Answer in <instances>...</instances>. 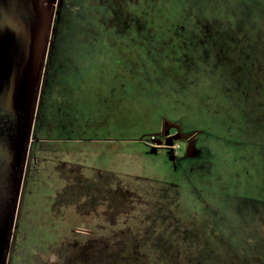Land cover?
Wrapping results in <instances>:
<instances>
[{"label": "rangeland", "instance_id": "obj_1", "mask_svg": "<svg viewBox=\"0 0 264 264\" xmlns=\"http://www.w3.org/2000/svg\"><path fill=\"white\" fill-rule=\"evenodd\" d=\"M62 2L52 5L59 10L58 26L66 19L67 30L56 41L54 60L47 64L50 80L42 102L53 108L64 106L62 116L51 118H56L59 127L55 132L68 135L69 140L35 142L19 184L2 188L9 203L0 208L5 212L0 213V264H77L76 255L89 252L101 261L107 255L126 254L128 264H158L151 252L154 242L174 256L170 261H178L175 264L218 249L219 253L201 264H264V233L245 229L264 222L263 171L256 172L257 167L249 165L250 182L259 184L258 190L251 189L246 195L258 200L254 203L210 195L224 192L228 186L232 193L237 190L231 179L237 173L233 168L220 172L219 189L188 180L185 191L177 196L174 192L180 188L165 184L168 177L160 159L144 153L152 147L142 148L130 141L155 130L156 117L164 113L182 118L186 127L205 131L202 144L208 149L204 153L207 164L199 168L205 177L215 172L210 171L212 162L224 165L231 160L230 142L239 140L235 107L238 96L244 94L221 91V97H216L205 91L207 100L199 105L194 78L205 66L199 61L202 52L228 51L225 34L231 40L239 38L240 46L254 47L264 63L263 16L256 7L261 0H72L73 6ZM91 2L98 6L93 13L89 11ZM101 7L104 9L99 10ZM207 8L222 17L211 16L205 12ZM97 16L115 27L98 29ZM225 20L231 25L223 23ZM137 26L146 34L138 42L132 32L126 34L128 27ZM54 36L57 40L56 32ZM50 37L46 33L51 55ZM142 50L149 51L148 56ZM160 85L168 91L183 87L188 108L173 103L172 91L165 92ZM55 93L58 102L53 100ZM209 96L223 114L215 113ZM246 104V115L251 118L247 137L262 144L264 67L263 78ZM30 107L21 106V110ZM44 122L38 132L42 136ZM68 122L71 127H65ZM216 123L225 132L213 128ZM261 146L258 152L264 151ZM174 148L180 154L184 145L178 143ZM197 175L190 176L192 181L198 180ZM185 176L183 180L188 179ZM206 212L209 214H200ZM199 222L206 226L198 230L199 239L182 241V236L195 232ZM215 224L233 227L219 233L211 230Z\"/></svg>", "mask_w": 264, "mask_h": 264}, {"label": "flooded vegetation", "instance_id": "obj_2", "mask_svg": "<svg viewBox=\"0 0 264 264\" xmlns=\"http://www.w3.org/2000/svg\"><path fill=\"white\" fill-rule=\"evenodd\" d=\"M57 1V0H56ZM0 2H3L2 0ZM10 3V0L8 1ZM20 2V1H19ZM64 2H62V5ZM23 4H18L19 10L23 13ZM73 6L74 4L71 1V4H68ZM257 8L260 7L261 15L263 16V28H264V0H261L260 4H256ZM53 6V5H52ZM28 7H30L28 5ZM208 7V5H206ZM59 8V7H58ZM203 8V6H202ZM200 8L199 11L202 10ZM204 9V8H203ZM51 12L53 13L54 18L58 17V20H54L52 23V26H54L55 31L57 33L58 28V22H59V10L51 9ZM208 14L212 15H219L221 18L222 15L217 13L215 10H210V8H207L205 10ZM247 16V15H246ZM245 15L242 16L241 21H243V18L246 17ZM224 20V19H223ZM103 24H106L108 27H115L110 20L102 21ZM223 23L228 22L223 21ZM239 23V22H238ZM258 28V27H257ZM262 28V29H263ZM262 29H260V33H262ZM223 42L224 44L228 45V51H225V53L213 52L209 53L207 51H204L201 53V59L199 58V61L205 65L203 71L197 72L195 76V97L198 98L197 103L202 105V102L207 100V98H204V92L209 91L212 95L214 92V96L216 93V97H221L219 92H227V93H243L244 96L241 98V96H238L239 102L237 101L236 109L238 110V117L239 122L238 126L236 128L238 134L239 140L236 142H230L231 145L230 149H232V156L230 157L231 160L228 163H213L210 168V171H215L212 174H209L207 177H205L199 168L204 167L207 164V160L204 158V153L208 152V149L202 144L204 142V139L206 138V133L202 129L195 127V128H189L185 126L184 121L182 118H176L169 116L167 114H160L155 119L156 128L153 131H146L145 133L140 134L137 138L131 139V143L138 145L142 148H148L152 147L154 148V154H151L150 151L146 150L144 153L154 160H159L161 162V165L165 167V175L168 177V181L165 183L169 188H179V185H176L171 182V178H174L179 176H187V181H191L192 183H197L201 185H205L206 183L209 184L211 190H214V188H218V185L216 183H219L218 179L220 177V172L225 168H233L237 170V173L231 177V179H234L236 181L237 187L234 189H237L236 191L231 192V187H225V191L221 192L219 190L215 191V193L211 192L210 195L217 194L222 197H230L235 198L239 202L242 201L244 203L246 202H257L258 200L246 196L248 193V190H253L256 188L259 184L253 182L249 178V165L251 166V162L248 158V156L251 155L249 151H247V147H249L251 140L247 137L246 130L249 127L248 123L251 118L246 115L245 107H247V101L250 98V92L256 91L260 80L263 78V67L264 63H261L259 59L262 58V56L257 55V53L254 51L255 48L251 47L250 45L246 46H240L239 38H233L231 40V37L226 35L223 36ZM53 39V46L51 55L49 51L51 50V46L48 48V51L46 52L44 59V66L40 70V75L38 79L37 84V92L35 94V97L33 99V102L31 104V107L26 110H1L0 109V208H7L8 201V194L6 195L5 192H3L2 188L7 187L8 185L13 186L14 184L17 185L20 182V179L23 178L24 173V167L27 163V159L31 153L32 146L36 142H43L45 140V137L42 136V134H38L39 130H41V124L46 120V110H47V104L42 102L43 94L46 93L48 90L47 82L49 79V68L47 64L49 65L52 61L53 54L56 47V39L54 40L55 36L54 34L51 35ZM51 42V41H50ZM214 45V44H213ZM234 52H237L234 54ZM211 54V55H210ZM49 57V58H48ZM46 63V64H45ZM231 65L233 68H229L228 66ZM255 78L256 80H253ZM42 83V84H41ZM256 85L257 87H254ZM161 89L165 92H169L168 89L163 88L160 85ZM182 88H172L171 93L173 96H175V99L173 100V103L175 104H181L182 109L186 110L188 108V104H185V96L183 95V92H181ZM219 94V95H217ZM224 94V93H223ZM37 95V96H36ZM226 95V94H225ZM252 96V94H251ZM209 104L214 103V100L211 96H209ZM59 96L56 95L53 98L55 102H58ZM58 105V103H57ZM212 106H215L211 104ZM216 107L215 113H219L220 115L223 114L222 109H219L218 106ZM53 108V107H52ZM235 112V110H234ZM47 116V115H46ZM248 117V118H247ZM44 118V119H43ZM247 118V120L245 119ZM71 127L72 123L68 122V125H65V127ZM219 129V131H224V129L221 130V127L216 123L214 124L213 128ZM227 132V131H226ZM248 132V131H247ZM60 136V135H59ZM68 136V135H67ZM184 136H188V139L190 140V144L194 146L195 150L198 151V156L195 159H187L184 158V152L187 146L186 141H182L181 138ZM104 136H100L99 139H102ZM175 138H177L175 140ZM69 140V139H66ZM65 140V141H66ZM148 141V142H147ZM152 143L157 144L156 146L151 145ZM162 143V146L159 145ZM171 145L169 146V144ZM183 144L184 150L180 154H175V148L174 146L176 144ZM22 144V145H21ZM19 147V148H18ZM20 149L18 151V149ZM16 151V152H15ZM254 159V158H253ZM212 167L214 170H212ZM216 168V170H215ZM252 168V167H251ZM187 171V172H186ZM195 173H198L197 177L198 180H193L190 176L192 174L195 175ZM201 174V175H200ZM200 175V176H199ZM200 177V178H199ZM211 177H214V182L210 179ZM206 181V182H205ZM216 181V182H215ZM204 182V183H202ZM215 184V185H214ZM262 188L264 185L261 186ZM185 188L182 186L180 190H175L174 194L179 196L180 191H185ZM209 189V188H208ZM219 189V188H218ZM259 189L258 187L256 188ZM263 193H264V189ZM189 192V191H186ZM190 193V192H189ZM191 195V194H190ZM209 195V196H210ZM210 200V199H209ZM260 201V200H259ZM211 201L209 203L211 205ZM206 204V206H209ZM244 207V206H243ZM217 208V207H216ZM2 214H5L4 210L2 209ZM200 214H209L206 213H200ZM261 226H245V229L249 231L250 233H254L257 235H260L264 233V222L263 220H260ZM212 231L216 230L219 233L227 232L231 230L233 227L232 225H229L227 227L222 226L217 227V225H213Z\"/></svg>", "mask_w": 264, "mask_h": 264}, {"label": "water", "instance_id": "obj_3", "mask_svg": "<svg viewBox=\"0 0 264 264\" xmlns=\"http://www.w3.org/2000/svg\"><path fill=\"white\" fill-rule=\"evenodd\" d=\"M0 3V109L21 110L29 107L37 92L36 82L41 61L51 46L46 33L56 31L51 9L56 0H2ZM20 1V2H19ZM43 2H46L44 5ZM23 4V13L18 9ZM28 5L30 7H28ZM37 34L40 37L37 38ZM177 138H175L176 140ZM184 158L195 159V150L188 136ZM171 143L169 144V146ZM20 149H18L19 151ZM154 154V148H151ZM9 219V215L5 219Z\"/></svg>", "mask_w": 264, "mask_h": 264}, {"label": "trees", "instance_id": "obj_4", "mask_svg": "<svg viewBox=\"0 0 264 264\" xmlns=\"http://www.w3.org/2000/svg\"><path fill=\"white\" fill-rule=\"evenodd\" d=\"M71 1L72 0H64V4L65 5L71 4ZM97 7H98L97 3L91 2V6L89 7V11L91 13H93L95 8H97ZM103 9H104V7H101L99 10H103ZM140 17H141V15L139 14L138 18H140ZM97 18L100 21L97 23V28L98 29H105V27L107 25L102 23L103 19L98 17V16H97ZM66 21L67 20L65 19V21H64L65 23L63 22L62 24H60V27L58 26V28H57V33H56L57 34V40L56 41H58L63 35H65L66 30H67ZM126 30H127L126 34H130L131 32L134 34L135 40L137 42L141 39H143V40L145 39L144 37L146 36V34H144L143 32L141 33V31H139L140 27H138V26L137 27H128ZM112 34H115V33L112 32ZM56 44H57V42H56ZM138 47L141 48L140 44L138 45ZM142 51H143L144 57L148 56L147 54L149 53V51L148 52H147V50H142ZM150 53H153V50ZM54 58H55V51H54L52 60H54ZM252 93L253 92H250V96ZM63 107H64L63 105L62 106L58 105L55 108H52L51 106H49V104H47V110H46V115H47L46 117L47 118H46V121L44 122L45 127L43 128V133H44L43 136L47 140H49L50 142L65 141L66 139H69L66 134L55 132V130L59 127L57 125L56 118H54V117L51 118L52 115H59V116L61 115L62 116L64 114V113H62V110H61ZM49 114H50V116H48ZM66 124H68V123H66ZM260 145L264 146V143L260 144L259 142H256L253 139H251V143L249 145L250 150H252V151H250V152H252L250 157L254 158L253 159V164H254L253 166L257 167L255 170L256 172H258V170H261L264 172V169H261V167L264 166V151H260L261 153L257 151V149H260ZM262 146H261V148H262ZM254 150L257 152H254ZM255 162L258 164H256ZM250 171L251 170H249V174H250ZM259 176L261 177L262 175H259ZM185 177H187V176H185ZM249 178H251L250 175H249ZM183 179H184L183 176L177 175L175 177V179L171 178V182L176 184V185H179L180 186L179 188H181L182 186L184 188H186L187 187L186 186L187 179L186 180H183ZM263 189H264V187H263ZM248 192H251V191L248 190ZM205 227L206 226L202 222H199V224H197L196 227L194 228V229H196L195 232L192 235L182 236V241L193 243L195 239H197V238L199 239V237H200V232L198 230L203 229ZM151 248H152L151 252L156 257L158 264H175L174 262L176 260L170 261L171 260L170 258H174V256L171 255V253L169 254L166 249L162 248L160 243L154 242L153 244H151ZM219 250L220 249H218V251H216V252L215 251H212V252L208 251V252L198 253L195 255L194 258H190V257L189 258H183L182 260H180V262L182 263V261H185V262H189L191 264H201V261L208 258L209 256H211L214 253H219L220 252ZM75 259H76L75 263H77V264H100L99 262H102L101 264H128L129 258H127L126 254H123V255L121 254L118 256L107 255L106 258L102 259V261H101V258H99L98 255H96L92 252H89L87 254L86 253L85 254H83V253L78 254V255H76ZM176 262H178V261H176ZM180 262H179V264H180Z\"/></svg>", "mask_w": 264, "mask_h": 264}]
</instances>
